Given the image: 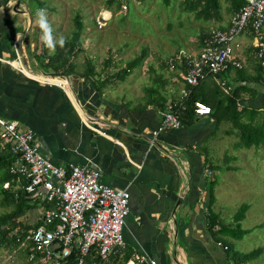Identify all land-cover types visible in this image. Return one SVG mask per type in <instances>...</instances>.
Instances as JSON below:
<instances>
[{
	"label": "crops",
	"instance_id": "1",
	"mask_svg": "<svg viewBox=\"0 0 264 264\" xmlns=\"http://www.w3.org/2000/svg\"><path fill=\"white\" fill-rule=\"evenodd\" d=\"M14 2L0 0V117L13 120L18 128H31L33 143L51 162L96 167L102 182L127 188L122 237L131 258L138 254L155 259V264H232L230 241L213 231L217 224L209 228L206 219L208 176L202 160L207 161L217 141L212 118L202 113L190 125L161 130L149 146L147 137L159 123L161 109L143 100L116 99L107 88L98 94L90 76L82 74L84 69L60 74L67 81L64 86L38 79L59 80L44 75L50 71L44 69L47 52L42 57V47L49 48L44 35H39L40 23L33 24L32 16L29 20L23 0L18 7L24 6L25 13ZM217 2L221 11L211 16L215 23L211 27L222 28L235 8L230 0ZM248 38L244 32L234 52L241 67L207 76L203 86L228 90L226 84L230 88L241 84L242 102L257 107L264 104V72ZM180 86L177 76L165 82L166 102L177 98ZM214 170L209 174L214 176ZM216 240L229 247L221 248Z\"/></svg>",
	"mask_w": 264,
	"mask_h": 264
},
{
	"label": "rangeland",
	"instance_id": "2",
	"mask_svg": "<svg viewBox=\"0 0 264 264\" xmlns=\"http://www.w3.org/2000/svg\"><path fill=\"white\" fill-rule=\"evenodd\" d=\"M23 1L33 24L40 23L38 13L44 10L46 22L54 33L51 36L54 45L71 34L74 28L72 17L77 12L82 24L79 39L82 51H77L72 58L74 70L83 69L87 56L99 77L109 78L101 93L107 88L116 99L122 97L137 102H142L145 88L149 86H157L165 95V82L178 77L175 69L167 67V59L174 53L195 52L201 33L215 25L211 16L221 11V6L217 5L206 15L197 10L201 4L193 8L185 0H118L125 3V8L114 3L108 6L105 0ZM107 9L110 16L98 23V12L107 17ZM42 34L44 31L39 30V35ZM46 47L49 48L47 44ZM45 52L52 53L50 48H45L42 57ZM132 58H135L136 65L117 81L113 74L125 68V62ZM104 61L108 62L104 64ZM229 128L227 121L218 123L214 136L216 144L206 157L215 166L211 207L221 222L234 225L235 212L245 206L241 218L236 220L245 232L240 238L223 237L230 241L231 250L245 252L258 248L242 264H264V144L236 147L237 137ZM7 185L3 183L2 187ZM10 208V204L2 201L0 193V214ZM42 211L43 205L37 203L27 207L18 220L32 223ZM6 230L0 232V264H36L27 259L21 242L10 240L14 229L8 226ZM83 264L97 263L88 261Z\"/></svg>",
	"mask_w": 264,
	"mask_h": 264
},
{
	"label": "built area",
	"instance_id": "3",
	"mask_svg": "<svg viewBox=\"0 0 264 264\" xmlns=\"http://www.w3.org/2000/svg\"><path fill=\"white\" fill-rule=\"evenodd\" d=\"M121 7L125 8V3ZM18 8L23 13L27 12L24 6ZM98 13V23L110 16V13L107 17L101 11ZM263 26L264 0H243L230 14L225 27H211L204 33L195 52L183 51L169 56L167 67L175 69L181 79L179 98L186 96L191 86L207 76H217L228 68L241 67V61L235 58L234 52L241 46L240 37L244 32L249 33L248 44L253 57L264 72ZM44 75H52L59 80L38 79L59 86L67 82L60 74ZM218 83L225 84V80L218 78ZM225 88L229 89L230 85L226 84ZM194 105V111L200 114L209 111L208 105L199 100H195ZM159 114V123L147 137L149 146L154 144L159 131L180 126L171 103L166 102ZM33 137L31 128H18L13 120L0 117V151L7 148L14 155L8 171L24 179L20 186L30 195L31 201L36 199L37 203H49L43 205L36 226L30 228L20 241L27 250V259L36 264H83L86 255L97 254L105 260L109 253L123 246L122 226L128 213L127 188L102 182L96 167L51 162L38 151ZM203 171L209 172L207 168ZM215 243L227 248L221 240ZM143 262L155 264V259L135 254L124 264Z\"/></svg>",
	"mask_w": 264,
	"mask_h": 264
},
{
	"label": "trees",
	"instance_id": "4",
	"mask_svg": "<svg viewBox=\"0 0 264 264\" xmlns=\"http://www.w3.org/2000/svg\"><path fill=\"white\" fill-rule=\"evenodd\" d=\"M105 1L108 6L112 3L117 6H121V3L119 2L120 0ZM185 1L193 8H196L197 5L201 4L200 8L197 10L198 12H203V14L206 15L210 13L211 9H215L218 5L217 0ZM230 1L232 6L235 8L234 10H236L243 2V0ZM72 22L74 28L68 38L63 40L64 42L62 45L60 42L56 43L54 53L52 52L47 54L45 60L42 61L46 71H50L54 74H68L73 71L74 68L73 63L71 62V56L80 49L79 38L82 27L80 16L77 12L74 13ZM204 33L205 32L201 33L199 36L200 41ZM42 48V50H44L45 45ZM135 61V58L126 61L125 68L117 70L113 75L117 78L123 77L129 72L130 68L136 65ZM83 69L82 74L90 76L94 90L99 94L104 82L109 78L98 77V71L95 70L93 64L88 59H86ZM177 78H179V76ZM243 90H245V88L241 84H236L228 90H224L218 85L214 87H205L203 86L202 79L197 84L191 86L190 91L186 96L179 98V95H177V98L170 99L168 102L171 103L172 110L177 113L181 125L187 126L195 121L197 115L200 113L194 111V101L199 100L208 105L209 111L207 114L212 118L215 126H217L221 121L229 122L231 127L229 129H231L237 137V140L234 142L236 147H249L251 145L264 144V104L257 107L244 104L240 95V92ZM143 104H150L159 109H163L166 104V98L163 90L161 91L157 88V86H149L145 88V98L143 99ZM13 160L14 155L7 148L0 151V193L2 201L11 205L9 211L0 214V232L5 233L8 226L10 229L13 228L14 232L11 234V238H9L11 241L18 243L23 240L27 231L36 226L38 223L37 220L32 223H24L18 220V217L27 207H32L37 204V200L35 199L28 203L27 200L30 199V195L20 186V184H24V179L8 171V165ZM202 162L206 163L208 171L215 169V166L208 163L205 158H203ZM229 167L230 166H227V168ZM206 175L208 176L206 181V219L208 227L215 228L214 225L217 224L218 226H216V229L213 230L214 232H219L223 236L226 235L234 238H240L245 230L240 229L236 220L241 218L245 206L239 207L238 211L235 212L234 225L218 222V215L211 207L214 202L213 188L215 185V177L212 176L211 173L209 174V172H206ZM3 183L8 184L7 187H2ZM16 184L18 185L16 186ZM41 204L44 206L49 205V203L44 201H42ZM4 225L6 226L4 227ZM227 247L229 246L227 245ZM257 249L258 248H254L245 252L231 250L230 259L233 261L232 264L244 263L257 251ZM25 252H27L26 248ZM130 258V250H128L126 245H123L109 253L105 260L95 254L93 256L86 255L84 257V262L94 261L97 264H124ZM141 264L146 263L143 262Z\"/></svg>",
	"mask_w": 264,
	"mask_h": 264
},
{
	"label": "clouds",
	"instance_id": "5",
	"mask_svg": "<svg viewBox=\"0 0 264 264\" xmlns=\"http://www.w3.org/2000/svg\"><path fill=\"white\" fill-rule=\"evenodd\" d=\"M38 15L40 16V27L44 31V40H45V43L48 45V47L50 48V50L54 53V51H55V45L52 42V38H51V28H50V26L46 22L44 10H40V12L38 13ZM63 42H64L63 41V38H61V40H60L61 45L63 44Z\"/></svg>",
	"mask_w": 264,
	"mask_h": 264
},
{
	"label": "water",
	"instance_id": "6",
	"mask_svg": "<svg viewBox=\"0 0 264 264\" xmlns=\"http://www.w3.org/2000/svg\"><path fill=\"white\" fill-rule=\"evenodd\" d=\"M19 3H20V0H15V2H14V4H15V8H18ZM28 13H29V12H28ZM29 20H31V15H30V13H29ZM20 40H21V37L19 38V41H18V43H17V46L19 45ZM47 73H50V72H47Z\"/></svg>",
	"mask_w": 264,
	"mask_h": 264
}]
</instances>
